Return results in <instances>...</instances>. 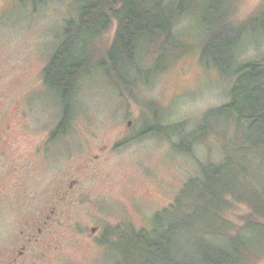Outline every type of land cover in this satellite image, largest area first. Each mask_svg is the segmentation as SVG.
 I'll return each instance as SVG.
<instances>
[{"label": "rangeland", "instance_id": "obj_1", "mask_svg": "<svg viewBox=\"0 0 264 264\" xmlns=\"http://www.w3.org/2000/svg\"><path fill=\"white\" fill-rule=\"evenodd\" d=\"M231 2L233 24L264 13V0ZM79 6V0H0V264L22 246L17 264H116L134 258L137 252L126 236L150 229L152 216L169 207L189 179L200 177L202 164L221 162L233 133L232 125L223 129L219 120L218 130L195 138L191 153L175 149L206 111L228 101L233 84L201 59L205 33L186 13L168 36L140 44L136 64L143 71L125 75L132 87L111 80L107 67L99 66L107 60L115 26L93 39L86 48L88 71L74 92L69 130L53 134L62 108L45 87L42 71ZM263 54L264 33L249 30L238 60H259ZM159 55L164 68L147 73ZM155 124L182 125V134L159 135L152 131ZM43 140L45 151L34 156V146ZM24 162L26 171L19 168ZM248 167L236 191L264 205V158L249 156ZM226 201L217 216L226 231L206 240L233 259L232 238L240 233L236 245L243 261L264 264V233L246 229L250 223L264 225V219L245 202L231 196ZM198 233L199 228L189 230L188 239L179 242V254L191 261L198 258Z\"/></svg>", "mask_w": 264, "mask_h": 264}, {"label": "trees", "instance_id": "obj_2", "mask_svg": "<svg viewBox=\"0 0 264 264\" xmlns=\"http://www.w3.org/2000/svg\"><path fill=\"white\" fill-rule=\"evenodd\" d=\"M30 1L36 3L43 0ZM79 2L77 19L66 21L63 39L42 71L45 87L56 94L62 108L60 122L53 134L65 135L69 130L75 111L73 96L77 82L80 75L88 71L86 48L113 25L115 31L106 52L107 60L105 63L99 62L101 68L107 67L105 70L111 80H120L121 84L132 87L134 83L127 80L125 75L130 70L139 74L143 71L136 61L144 39L155 35L168 36L184 14L192 13L205 33L200 50L201 59L206 66H212L221 76L233 81L228 101L206 111L197 127L175 145L177 151L191 153L195 138L215 132L218 128L216 122L222 120L225 124L223 129L227 125L233 127V133L227 131L228 140L222 149V161L202 164L200 177L189 179L169 207L152 216L150 229L133 230L127 235L126 239H130V246H133L137 256L123 257L116 264H246L249 261H243V252L236 245L241 239L240 233L231 240L236 253L233 259L205 237L226 231L217 224V216L224 211L228 196L245 202L256 217L264 219V205L236 191L248 176V157L264 158V54L259 60L240 62L237 58L244 34L249 30L264 33V13L237 25L230 20L231 0ZM170 45L175 46L171 42ZM164 59L159 55L152 68L146 72H160L166 63ZM151 127L152 131L163 136L182 134V125L161 127L155 124ZM238 175L243 179H238ZM201 214L203 217L211 215L214 221L205 222ZM198 219L200 221L196 224ZM215 221L217 227L213 225ZM252 227L264 233V225L250 223L247 231ZM194 228H199V247L196 250L197 260L191 261L189 257L187 259L182 253L179 254L178 247L179 242L188 239V231Z\"/></svg>", "mask_w": 264, "mask_h": 264}, {"label": "flooded vegetation", "instance_id": "obj_3", "mask_svg": "<svg viewBox=\"0 0 264 264\" xmlns=\"http://www.w3.org/2000/svg\"><path fill=\"white\" fill-rule=\"evenodd\" d=\"M38 143H39V141H38ZM45 146H46V140H43L39 144H36L34 146V152H35L34 156L40 154L41 151L42 152L45 151ZM37 157L39 158L40 156H37ZM38 158H35V160H38ZM19 168L22 169V170L27 169V162H24L22 165L20 164ZM18 180L20 181L19 178H18ZM71 185H72V182L70 183V186ZM55 193H56V196H59L57 199L58 200H62V196L63 195L60 193V191L58 189L55 191ZM51 211H55V206H53L51 208ZM38 231L41 232L40 228H39ZM24 250H25V248H24V246H22V248L20 250H18L16 253H8V256H7L8 257L7 258L8 259V263L7 264H17L18 262L20 263L21 258H23V256H24Z\"/></svg>", "mask_w": 264, "mask_h": 264}, {"label": "water", "instance_id": "obj_4", "mask_svg": "<svg viewBox=\"0 0 264 264\" xmlns=\"http://www.w3.org/2000/svg\"><path fill=\"white\" fill-rule=\"evenodd\" d=\"M128 125H130V121L127 122ZM94 230V229H93Z\"/></svg>", "mask_w": 264, "mask_h": 264}]
</instances>
